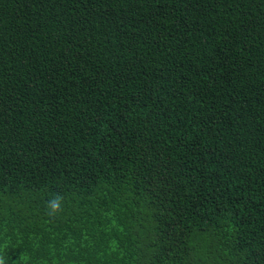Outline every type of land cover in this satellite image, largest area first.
Listing matches in <instances>:
<instances>
[{
	"label": "trees",
	"instance_id": "1",
	"mask_svg": "<svg viewBox=\"0 0 264 264\" xmlns=\"http://www.w3.org/2000/svg\"><path fill=\"white\" fill-rule=\"evenodd\" d=\"M0 255L264 264V0H0Z\"/></svg>",
	"mask_w": 264,
	"mask_h": 264
},
{
	"label": "clouds",
	"instance_id": "2",
	"mask_svg": "<svg viewBox=\"0 0 264 264\" xmlns=\"http://www.w3.org/2000/svg\"><path fill=\"white\" fill-rule=\"evenodd\" d=\"M64 195L62 193H54L45 204L47 215L56 218L63 211ZM0 264H6L5 257L0 255Z\"/></svg>",
	"mask_w": 264,
	"mask_h": 264
}]
</instances>
